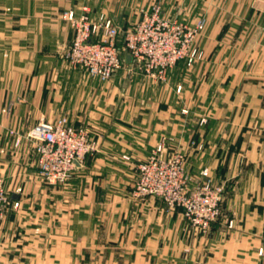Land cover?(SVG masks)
I'll list each match as a JSON object with an SVG mask.
<instances>
[{
    "label": "crops",
    "instance_id": "crops-1",
    "mask_svg": "<svg viewBox=\"0 0 264 264\" xmlns=\"http://www.w3.org/2000/svg\"><path fill=\"white\" fill-rule=\"evenodd\" d=\"M154 3L165 17L206 18L194 66L180 62L164 83L62 71L73 38L65 11L87 7L125 31ZM61 116L99 150L49 186L31 143L15 147L10 131ZM162 139L195 182L207 168L225 188L206 233L161 199L131 197ZM0 178L21 204L0 221V264H264V0H0Z\"/></svg>",
    "mask_w": 264,
    "mask_h": 264
},
{
    "label": "built area",
    "instance_id": "built-area-1",
    "mask_svg": "<svg viewBox=\"0 0 264 264\" xmlns=\"http://www.w3.org/2000/svg\"><path fill=\"white\" fill-rule=\"evenodd\" d=\"M62 17L73 30L64 58L71 67L101 83L113 79L127 65V55L132 57V70L154 83L166 82L169 71L181 61L192 66L203 58L197 39L205 32L206 19L187 23L165 17L158 3L141 10L138 22L124 31L122 45L119 26L105 15L94 16L84 7L81 13L67 10ZM10 135L15 147L24 141L31 143L40 176L51 186L67 184L87 156L99 150L87 127L71 125L67 116L54 122L40 121L25 135L15 131H10ZM171 148L162 139L138 165L131 197L161 199L168 209H180L191 228L206 233L221 217L225 188L214 183L207 168L202 170L200 182H195L187 170L185 155ZM20 206L0 178V221L9 210Z\"/></svg>",
    "mask_w": 264,
    "mask_h": 264
},
{
    "label": "rangeland",
    "instance_id": "rangeland-1",
    "mask_svg": "<svg viewBox=\"0 0 264 264\" xmlns=\"http://www.w3.org/2000/svg\"><path fill=\"white\" fill-rule=\"evenodd\" d=\"M201 18H205V17H199L198 20L201 19ZM205 19H206V18H205ZM206 21H207V20H206ZM189 23H190V22H189ZM123 33H124V31L121 30V36H120V38H119V44H120V45L123 44ZM201 39H202V35H200V36L198 37V39H197V46H198V48L202 51L203 56H204V51H203L202 48L200 47V41H201ZM69 45H70V43L66 46V48H65V52H66L67 48L69 47ZM62 60H63V64H64V68L62 69V71H64V72H68V71H71V70L73 71V67L71 68V65L69 64V62H68L65 58H63ZM199 61H200V60H198L197 62H199ZM181 62H182V63H185L184 61H181ZM197 62H196V63H197ZM196 63H195V64H196ZM178 64H179V63H178ZM178 64H177V65H178ZM185 64H186V63H185ZM195 64H194V65H195ZM177 65H176V66H177ZM194 65H192V66H194ZM176 66H175V67H176ZM185 66H186L187 68L192 67V66H188L187 64H186ZM175 67H174V68H175ZM174 68H173V69H174ZM131 71H133L132 68L128 69V68H126V67L124 66L119 72H122V73H126V74H128V73H132ZM133 72H136V71H133ZM138 73H139V72H138ZM119 82H120V83H118L119 88H120V89H124V87H125L124 84H125L126 81L123 79V80H120ZM129 82H132V81H131V79L128 78V79H127V83H129ZM121 83H122V84H121ZM120 84H121V85H120ZM132 84H133V83H132ZM132 89H133V88H132ZM131 94H132V92H131ZM131 96H132V95H131ZM142 99H143L142 97H139V96H136V95L133 97V100H134L135 103L137 102V100H138V102H139V100H141L140 102H142ZM15 132H16V131H15ZM16 133H17V132H16ZM17 134L25 135L26 133H25V134L17 133ZM93 154H94V153H92V154H90V155H93ZM186 167H187V166H186ZM43 183H45V182L43 181ZM45 184H46V183H45ZM49 186H51V185H49ZM222 205H223V204H222ZM222 215H223V213H221V216H222Z\"/></svg>",
    "mask_w": 264,
    "mask_h": 264
},
{
    "label": "water",
    "instance_id": "water-1",
    "mask_svg": "<svg viewBox=\"0 0 264 264\" xmlns=\"http://www.w3.org/2000/svg\"><path fill=\"white\" fill-rule=\"evenodd\" d=\"M127 61L131 62L132 61V57L130 55H127Z\"/></svg>",
    "mask_w": 264,
    "mask_h": 264
}]
</instances>
